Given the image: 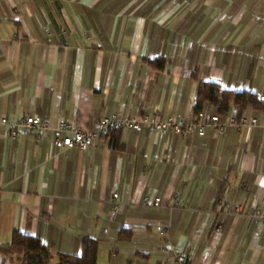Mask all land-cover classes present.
I'll list each match as a JSON object with an SVG mask.
<instances>
[{"label":"crops","instance_id":"0c3cea01","mask_svg":"<svg viewBox=\"0 0 264 264\" xmlns=\"http://www.w3.org/2000/svg\"><path fill=\"white\" fill-rule=\"evenodd\" d=\"M209 79L264 95V0H0V245L15 230L37 235L55 264L90 236L99 264H175L161 250L169 222L188 264H264L251 215L264 205L260 109L245 110L260 125L223 135L112 131L85 151L52 142L62 120L86 130L113 112L190 120ZM33 113L51 129L10 137L1 119Z\"/></svg>","mask_w":264,"mask_h":264},{"label":"built area","instance_id":"2783aa9c","mask_svg":"<svg viewBox=\"0 0 264 264\" xmlns=\"http://www.w3.org/2000/svg\"><path fill=\"white\" fill-rule=\"evenodd\" d=\"M259 100L263 102L264 95H260ZM1 122L7 125L9 136L14 139L20 137L23 133L42 132L51 129V125L47 120L34 113L14 121H9L4 117ZM258 125H260L259 118L250 116L246 111L238 118L236 107H232L224 118L217 113L203 110L193 115L190 120L178 118L173 114L160 117L150 113L123 115L119 112H113L98 119L93 127L87 130L76 126L73 122L62 120L54 128L56 134L52 142L55 147L60 149L78 147L80 150L85 151L94 145L98 139L108 136L112 131L116 130L127 132L129 130L140 131L145 129L150 133L165 135L204 136L208 129L214 130L217 135H223L230 126L251 129ZM117 198L118 193L114 192L112 200L114 213H118L121 210V203ZM161 202L162 198L156 195H146L143 198V205L145 206L158 207ZM225 207L235 212L241 210L240 204L231 205L226 203ZM251 215L264 227V205L255 206ZM219 227L221 228L220 225ZM169 232V222L163 223L159 227V233L164 242L161 250L172 256L175 264H188L186 254L172 245Z\"/></svg>","mask_w":264,"mask_h":264},{"label":"trees","instance_id":"16d2710c","mask_svg":"<svg viewBox=\"0 0 264 264\" xmlns=\"http://www.w3.org/2000/svg\"><path fill=\"white\" fill-rule=\"evenodd\" d=\"M207 104L213 106L212 113H217L222 118L232 107L237 108L238 118L249 107L264 112V103L260 102L257 94L249 90L222 88L216 79L198 82L193 104L194 115L206 110ZM131 236L127 229L119 232L120 238L127 239ZM100 243V239L87 236L82 241L80 253L58 252L55 264H99L97 253ZM52 258V249L39 236L19 230L13 231L10 244L0 245V264H51Z\"/></svg>","mask_w":264,"mask_h":264},{"label":"rangeland","instance_id":"374dc122","mask_svg":"<svg viewBox=\"0 0 264 264\" xmlns=\"http://www.w3.org/2000/svg\"><path fill=\"white\" fill-rule=\"evenodd\" d=\"M53 262H54V260H53V258H52L51 264H53Z\"/></svg>","mask_w":264,"mask_h":264}]
</instances>
